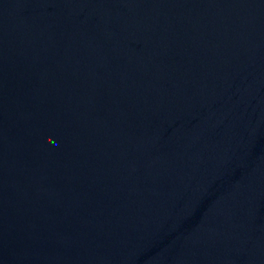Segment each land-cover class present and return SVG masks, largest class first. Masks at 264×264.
<instances>
[{
	"label": "water",
	"instance_id": "water-1",
	"mask_svg": "<svg viewBox=\"0 0 264 264\" xmlns=\"http://www.w3.org/2000/svg\"><path fill=\"white\" fill-rule=\"evenodd\" d=\"M0 264H264V0H0Z\"/></svg>",
	"mask_w": 264,
	"mask_h": 264
}]
</instances>
